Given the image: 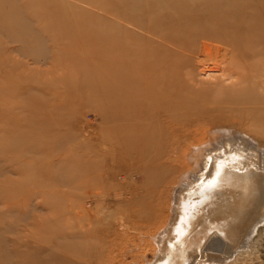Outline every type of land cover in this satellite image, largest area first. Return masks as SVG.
I'll list each match as a JSON object with an SVG mask.
<instances>
[{
  "label": "rangeland",
  "instance_id": "obj_1",
  "mask_svg": "<svg viewBox=\"0 0 264 264\" xmlns=\"http://www.w3.org/2000/svg\"><path fill=\"white\" fill-rule=\"evenodd\" d=\"M258 1L230 0L228 10L247 9L222 18L257 24ZM149 3L0 0V264H149L153 236L181 206L187 153L214 131L220 145L246 136L264 148V104L228 99L250 87L264 97V67L242 83L224 62L226 40L200 34L184 50L147 32ZM257 48L264 57V38ZM178 52L183 93L166 96L135 70ZM219 250L222 264H264V221L245 244Z\"/></svg>",
  "mask_w": 264,
  "mask_h": 264
},
{
  "label": "bare ground",
  "instance_id": "obj_2",
  "mask_svg": "<svg viewBox=\"0 0 264 264\" xmlns=\"http://www.w3.org/2000/svg\"><path fill=\"white\" fill-rule=\"evenodd\" d=\"M146 1H150L149 7L155 8V12L150 13V17L155 21L148 26H142L147 32L184 50L188 49L190 38L200 34L226 40L228 48L224 49V62L230 64L231 70L243 78L242 83L248 81L247 74L258 78L260 70L264 67V61L260 58L263 53L257 48L264 38V0L257 3L262 7L257 15V24L223 19L222 12L230 16L247 9L245 6L228 10L227 6L230 8L232 5L230 0L223 2L221 6L203 0L204 8L209 12L205 22L198 16L199 11H204V8L195 7L198 0ZM241 24H245L246 28L233 29ZM207 25L211 28L206 29ZM202 50L207 57L211 55L209 46L203 47ZM169 55L162 57L153 54L148 60L142 61L143 65L148 64L149 70L141 67L135 69L152 83L163 82L164 90H161V93L166 96H170L172 91L182 92L184 88V63L181 58L183 53L178 52L177 56L174 55L175 59H171ZM43 59H48V53ZM109 64L108 62L107 65ZM209 71H212L211 68L205 73ZM244 71H248L247 74ZM119 76L117 75L116 79L125 82V86L132 87L137 83L132 76L126 79L121 77L122 75ZM254 89H242L241 92L230 95L228 99L232 98L235 103L246 105L264 104V97L257 96ZM131 98L134 110L139 98ZM262 111L260 113L263 115ZM230 132L232 134L226 135L243 136L241 133H235V130ZM214 133L215 131L209 134L206 144L193 147L186 155L190 167L179 177L174 190L175 205L181 206L172 209L175 214L172 212L167 224L153 236L157 246L156 259L149 264H219L220 261L227 263L228 256L225 260L219 257L220 247L233 249L241 243L245 244L250 234L264 221L262 143L247 139L244 135L246 138L243 136L244 138L240 139H230L225 145H220L222 138ZM250 142H254L255 147L252 148Z\"/></svg>",
  "mask_w": 264,
  "mask_h": 264
}]
</instances>
